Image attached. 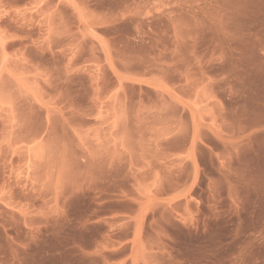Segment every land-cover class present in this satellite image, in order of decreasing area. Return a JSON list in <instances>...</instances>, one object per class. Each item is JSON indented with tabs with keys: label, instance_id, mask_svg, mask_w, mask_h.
Returning a JSON list of instances; mask_svg holds the SVG:
<instances>
[{
	"label": "rangeland",
	"instance_id": "374dc122",
	"mask_svg": "<svg viewBox=\"0 0 264 264\" xmlns=\"http://www.w3.org/2000/svg\"><path fill=\"white\" fill-rule=\"evenodd\" d=\"M0 264H264V0H0Z\"/></svg>",
	"mask_w": 264,
	"mask_h": 264
}]
</instances>
